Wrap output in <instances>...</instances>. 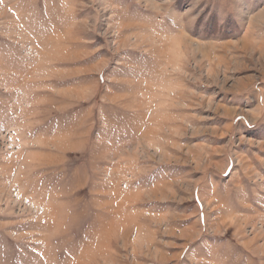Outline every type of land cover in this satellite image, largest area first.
<instances>
[{"label": "rangeland", "instance_id": "obj_1", "mask_svg": "<svg viewBox=\"0 0 264 264\" xmlns=\"http://www.w3.org/2000/svg\"><path fill=\"white\" fill-rule=\"evenodd\" d=\"M0 264H264V0H0Z\"/></svg>", "mask_w": 264, "mask_h": 264}]
</instances>
